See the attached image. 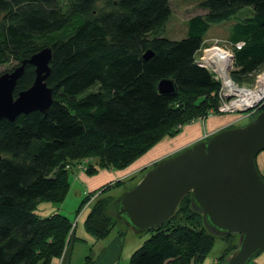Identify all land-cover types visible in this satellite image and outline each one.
I'll list each match as a JSON object with an SVG mask.
<instances>
[{"label":"trees","instance_id":"1","mask_svg":"<svg viewBox=\"0 0 264 264\" xmlns=\"http://www.w3.org/2000/svg\"><path fill=\"white\" fill-rule=\"evenodd\" d=\"M199 8L204 13L187 20L186 36L170 39L164 34L170 0H0V66L11 64L13 70L51 48L47 84L54 96L47 114L0 120V264H52L64 256L73 223L59 212L41 216L36 209L41 201H64L75 169L84 166L93 175L126 168L164 137L217 113L221 82L196 59L210 27L244 8L249 14L228 27L231 78L254 83L264 69V0H201ZM147 51L153 53L148 60ZM34 79L35 68L27 65L14 95ZM163 79L174 81V94L159 91ZM262 110L264 104L250 121ZM96 193L84 198L78 215ZM100 198L85 221L97 239L119 222L108 214L115 199ZM149 231L129 264H199L219 237L192 210L190 195L173 217ZM237 242L218 264H225Z\"/></svg>","mask_w":264,"mask_h":264},{"label":"water","instance_id":"2","mask_svg":"<svg viewBox=\"0 0 264 264\" xmlns=\"http://www.w3.org/2000/svg\"><path fill=\"white\" fill-rule=\"evenodd\" d=\"M152 56L147 51L144 58ZM51 60L52 49L45 47L13 70L0 73V120L15 121L34 111L48 113L54 101L53 89L47 84ZM27 65L35 68L34 82L15 96ZM158 89L171 95L176 86L173 80L163 79ZM262 151L264 110L244 126L221 130L159 161L115 199L116 219L128 231L141 234L167 222L190 195L191 208L202 216L209 233L238 237L225 264H247L264 251V180L256 164Z\"/></svg>","mask_w":264,"mask_h":264},{"label":"crops","instance_id":"3","mask_svg":"<svg viewBox=\"0 0 264 264\" xmlns=\"http://www.w3.org/2000/svg\"><path fill=\"white\" fill-rule=\"evenodd\" d=\"M242 115L243 114L240 115L239 113H213L205 118L195 119L184 125L176 136L166 137L155 147H152L150 151L146 152L131 165L123 169L104 168L93 175H88L86 171L79 168L75 169L71 175L70 187H77V194L79 197L83 196L84 198L89 193L99 191L117 181L127 180L133 182L131 183L132 185L130 184L131 186L128 187L130 188L136 185L144 176V169L151 167L162 159L174 156L192 145L206 140L208 137H212L221 130L233 127L234 124L243 119ZM234 127H236V125ZM206 135H208V137H205ZM91 162H93V160H91ZM256 164L260 174L264 176V154L256 157ZM128 188H125L123 191ZM117 197L118 196L115 198ZM60 210L61 209H59V211ZM84 220L86 221V219ZM85 221L83 228L80 229L84 238L76 242L75 239L77 238L76 235L79 230V223H76L73 238L64 256L54 260L52 264H119V259L123 255V246L118 242L122 241L126 244L128 239L126 231L120 229L116 235H112L111 232L106 238L97 239L88 232ZM96 247L98 248L97 254H94L93 258L88 255V252L93 253ZM254 263L264 264V251L256 257Z\"/></svg>","mask_w":264,"mask_h":264},{"label":"rangeland","instance_id":"4","mask_svg":"<svg viewBox=\"0 0 264 264\" xmlns=\"http://www.w3.org/2000/svg\"><path fill=\"white\" fill-rule=\"evenodd\" d=\"M200 1L201 0H170L172 14L166 25V30L164 32L165 36H167L170 39L184 38L187 34V26H186L187 20L193 15L204 13V11L201 8H199ZM249 12L250 10L247 8L241 9V11L238 12V14L234 18H231L223 23L212 25L206 34V38H205L206 46L205 47L212 45L214 41L216 40L219 42V45L221 46L231 47L227 41L228 27H230V25H232L233 23L237 22L243 16L249 14ZM11 66H12L11 64L1 65L0 72L10 70ZM255 81H256V77L254 78V83ZM248 84L249 82H244V85H248ZM239 114L241 115L242 113H239ZM242 116H243V119H241L240 122H237L236 124H234L233 127L235 125L236 127L244 126L247 123H249L251 118L253 117L251 112L243 113ZM166 137H164L163 139H165ZM262 154H264V151H262L259 155H262ZM86 163H87V160L84 161V164ZM155 164L147 169H144L143 173L148 171L149 169H152L153 166H155ZM81 170L85 171V167L84 166L81 167ZM70 181H71V178H70ZM131 183L133 182H129L126 180V181H123L121 184L115 185V186L109 184L110 185L109 188L105 190L104 193L102 192L103 193L102 195L100 194V192L104 188L100 189V191H98V193L93 195L90 198V200L84 205V208L81 210L79 215H78V211L81 207V204H83L82 202H83L84 197L83 196L79 197V195L76 192L77 187H74V188L70 187L69 193L67 194L66 198L64 199L62 203L41 201L38 204L36 212L37 214L42 215V216H48V215H52L55 213L57 214L58 212H60L61 214L68 217L73 223L72 233H74L75 231L76 223H79V230L76 235L77 238L75 239L76 242H79L81 241V238H84L80 231V229L83 228V224L85 221L84 219H87L88 213L92 209V206L95 205V203L99 200V198L101 197L100 199H102V198L109 197L108 199H111V200L116 199L115 197L116 196L120 197L124 193L123 190L132 185ZM59 209L61 210L59 211ZM108 214H109V218L114 219V221L116 222L115 220L116 216L114 215L113 211L111 212L110 208H108ZM120 229H123L124 231H126L128 242L126 241V244H125L122 241L121 242L117 241L123 246V249H122L123 255L119 259V264H129V260H130L129 257L136 250H138L144 244L146 240H148L151 237L152 232L146 231L141 234H135L127 230L125 223L117 222L112 231V235H116ZM237 241H238L237 236H235L234 238H230V239L218 237L216 239L213 250L207 255L204 261L199 264L221 263L220 257L222 255H226L229 249L231 248V246ZM76 249H77V245H76ZM97 249H98L97 247L94 248L93 253L88 252V255L94 258V254L95 255L97 254ZM255 259L249 262H254ZM192 264H195V263H192Z\"/></svg>","mask_w":264,"mask_h":264},{"label":"built area","instance_id":"5","mask_svg":"<svg viewBox=\"0 0 264 264\" xmlns=\"http://www.w3.org/2000/svg\"><path fill=\"white\" fill-rule=\"evenodd\" d=\"M241 45L242 43L236 44L237 47ZM196 60L199 66L208 69L221 82L217 113H239L250 109L248 112L253 114L264 104V69L256 75L254 84H237L231 78L234 70V53L231 47L221 46L216 40L203 48ZM213 113L211 111L210 114Z\"/></svg>","mask_w":264,"mask_h":264},{"label":"clouds","instance_id":"6","mask_svg":"<svg viewBox=\"0 0 264 264\" xmlns=\"http://www.w3.org/2000/svg\"><path fill=\"white\" fill-rule=\"evenodd\" d=\"M208 139V138H207Z\"/></svg>","mask_w":264,"mask_h":264}]
</instances>
